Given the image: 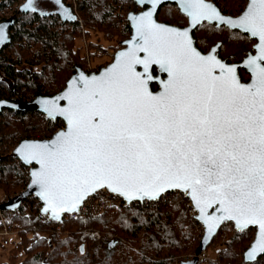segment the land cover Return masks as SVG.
Wrapping results in <instances>:
<instances>
[{
	"label": "snow or ice",
	"instance_id": "6c2138e0",
	"mask_svg": "<svg viewBox=\"0 0 264 264\" xmlns=\"http://www.w3.org/2000/svg\"><path fill=\"white\" fill-rule=\"evenodd\" d=\"M180 3L193 25L215 20L259 37V55L248 58L251 84H240L233 68L201 55L183 32L145 12L135 17L133 49L121 52L103 78L66 94L68 108L49 109L67 116L70 132L50 146H27L26 155L40 160L36 182L62 211L69 200L74 211L83 193L105 183L147 197L165 184L186 185L198 205L218 201L228 219L259 225L260 237L246 253L253 257L264 253V0H251L236 20L205 0ZM22 10L35 11L33 0ZM152 64L168 75L158 95L149 91Z\"/></svg>",
	"mask_w": 264,
	"mask_h": 264
},
{
	"label": "trees",
	"instance_id": "16d2710c",
	"mask_svg": "<svg viewBox=\"0 0 264 264\" xmlns=\"http://www.w3.org/2000/svg\"><path fill=\"white\" fill-rule=\"evenodd\" d=\"M223 1L232 2L228 9L239 4V10L245 2L237 0L233 5L232 0ZM22 6L23 0H0V30L4 33L0 40V101H31L64 89L77 69L85 70L82 34L88 39L92 57L114 50L112 59L97 71L110 64L131 35L127 15L137 8L134 0H62L57 12L47 14L23 12ZM160 17L168 24L182 18L171 10H161ZM236 37L234 48L233 32L205 25L195 39L202 52L221 42L220 57L240 61L252 42L246 35ZM152 88L157 90L158 85ZM63 126L61 120L51 121L36 111L3 110L2 199L21 193L29 183V167L11 156L16 146L26 139H49ZM40 206L31 197L13 214L23 231L10 245L9 258L3 264H183L195 253L203 235L191 203L182 193H168L157 202L136 203L121 213L95 219L66 216L62 223L43 216ZM253 238L254 230L238 233L233 225H224L213 241V246L222 241L217 255L199 264H246L243 254ZM253 264H264V256Z\"/></svg>",
	"mask_w": 264,
	"mask_h": 264
},
{
	"label": "water",
	"instance_id": "95a60500",
	"mask_svg": "<svg viewBox=\"0 0 264 264\" xmlns=\"http://www.w3.org/2000/svg\"><path fill=\"white\" fill-rule=\"evenodd\" d=\"M134 2L141 6H148L146 10L140 13H134L129 12L127 15V21L131 27V35L130 37L123 43V47L118 49L113 56V60L110 64L107 66L102 67L99 71L87 73L83 69H77L76 73L73 74L69 80L66 83V86L64 89H62L60 92L53 96H36L31 101H25V102H9V101H0V114L3 112V110H12L17 112H31L36 111L38 113H41L45 115L49 120L51 121H57L61 120L64 123V126L58 130L51 138L49 139H43V140H23L20 142L16 148L11 152V156L17 158L19 161L22 162L25 166L29 167V183L27 187L19 194L12 196L10 199H8L6 202L0 205V210L5 212H11L15 213L19 210V208L22 206L23 202H25L28 198L34 197L38 200L40 203V212L43 216L47 217L50 221L54 222H60L62 223L66 216H73L77 215L79 212V207L82 205L89 197L93 196L95 193L106 190L110 192L111 194L119 197L127 204H132L134 202H157L159 201L164 195L168 193H182L184 194L190 201L193 212L195 213V220H197L202 228H203V235L201 237L199 246L197 247L194 257L191 258L188 261H185L183 264H199V256L205 252L208 247L212 244L216 236L218 235L220 229L224 225L231 224L234 226V229L238 233H242L248 229H256L255 238L250 244V247L244 252L243 258L244 262L246 264H253L254 262L258 261L262 256H264V253H255L253 257H247L246 253L249 252L254 244L258 241L260 237V228L258 224H245L244 218L241 217L240 219H228V213H226L223 209V206L217 201V202H201L199 205L197 204L196 200L193 199L191 189L188 188L186 185H181V187L176 188L172 187L168 184H165L163 186V189L156 193L154 197H147V196H140V195H123L120 191H114L113 189L116 188L115 184L109 185L105 183L103 187L97 186L96 188H89L87 192L83 193L81 199L76 201V207L75 210H71V200L67 201L64 204L65 208H68V211H62L60 207H53L49 201L45 198L44 191L39 183H37L38 175L43 171V166L40 163L39 159H32L30 156L26 155L27 152V146L31 145H52L55 142L59 141L61 139L60 134L61 133H68L71 130V125L69 124L68 118L65 115H61L58 111H49V109H58V108H68L69 102L67 99H64L63 97L73 92L74 90L80 88L83 86V83L85 80H99L103 78L106 74H108L112 69L113 66L118 63L120 59V53L130 51L133 49L134 45L138 42L139 36L137 33V21L135 17L142 15L145 12L151 11L152 13V19L156 24L167 26L171 29L180 30L183 32L188 40V45L199 52L201 55L206 57H214L216 60H218L221 64H223L226 68L231 67L233 68L234 72L233 74L236 76L237 80L242 85H249L254 80V75L252 73L251 67L248 65V58L253 56L259 55V37L252 36L250 32L245 31L242 27H232L224 24H220L215 20L210 21H201L200 23L193 25L191 23V18L187 15L186 12L183 11V5L180 3V0H156V3L153 4L151 0H134ZM206 2V0H205ZM165 3H174L177 4L179 10L182 14L188 16L189 18V25L185 28H180L174 25H169L163 22L158 21L157 19V13L159 8L165 4ZM210 4L213 8H215L220 14V10L214 5L213 3L206 2ZM251 3V0H249V4ZM249 4L247 5V10ZM23 11V10H22ZM243 11V12H244ZM242 12V14H243ZM242 14H240L237 17L227 16L223 15L226 18L231 19H238ZM204 22H208L209 24H216L217 27H226L231 31H239L241 34L249 35L250 38L256 39L258 42L254 46V49L256 50V53L252 55L249 53L241 63L239 64H231L228 63L227 60L222 59L220 57V48L222 43L218 42L214 46L211 47V49L204 53L202 52L196 44V39L193 36V32L197 29V27ZM142 57L145 55L144 53H139ZM239 68L247 69L249 72L252 73L253 77L251 81L249 82H242L241 76L239 74ZM137 73H144V68L142 65H136L135 66ZM154 69L157 70V74H154ZM216 75H219V68L217 67L215 70ZM147 75H151L153 79L149 81V91L153 95H158L160 92L163 91V82L168 79L167 73L162 71L160 69V66L157 64H152L149 67ZM157 84L158 89L153 90L152 85ZM98 119V118H97ZM1 161V157H0ZM221 218V219H218Z\"/></svg>",
	"mask_w": 264,
	"mask_h": 264
},
{
	"label": "built area",
	"instance_id": "2783aa9c",
	"mask_svg": "<svg viewBox=\"0 0 264 264\" xmlns=\"http://www.w3.org/2000/svg\"><path fill=\"white\" fill-rule=\"evenodd\" d=\"M81 42L84 48L83 52L87 63L85 71L87 73L97 71L96 65H94L91 60V51L89 50V45H88L89 42L85 34H82ZM104 54L110 56V51H105ZM6 201L7 200H0V205ZM136 203H141V202H134L132 204H127L119 197L111 194L106 190H102L95 193L93 196L89 197L82 205H80L78 214L73 216H81L88 219H95L105 214L121 213L124 210L131 208ZM13 214L14 213L0 210V244L1 245L14 244L18 240L21 232L23 231V228L20 226V224L14 220ZM206 255H207L206 251L203 252L199 256V260H201L202 262L208 261ZM193 257L194 255L193 256L191 255L189 258L191 259Z\"/></svg>",
	"mask_w": 264,
	"mask_h": 264
},
{
	"label": "flooded vegetation",
	"instance_id": "af4514ba",
	"mask_svg": "<svg viewBox=\"0 0 264 264\" xmlns=\"http://www.w3.org/2000/svg\"><path fill=\"white\" fill-rule=\"evenodd\" d=\"M60 1L62 3V0H33V6L35 7L36 10H40V11H42L45 14H47L48 12L53 13V12H57V8L60 7V5H61ZM232 1H233V5H236L237 4V0H232ZM206 2H210V3H213L214 5H216V7L220 10V12L223 15L232 16V17H237L240 14H242V12L246 9L247 5L249 4V0H245V2L242 4V7L239 10L238 9L239 4H238V6H236L234 8L228 9L227 5L228 4H232V2L231 3H228V2H224L223 0L218 1V3L214 2V0H206ZM26 3H27V0H23V6ZM22 7H21V11H22ZM38 7H40V8H38ZM147 8H148V6L141 7V6L137 5V8L135 9V11H132V12H134V13H140V12H143L144 10H146ZM232 9H233V11H232ZM67 10H68V8H67ZM161 10H167V12L169 10L175 11V12H179V14L182 16V18H179L177 20V22L169 23V25H174V26H177V27H180V28H185V27H187L189 25V18H188V16H186V15H184V14L181 13V11L179 10L177 4H174V3H165V4H163L159 8L158 13H157V19H158V21L163 22L162 18L161 17L159 18V13L161 12ZM23 12H25V11H23ZM163 23H166V22H163ZM166 24H168V23H166ZM205 25H210V26H213V27H216L217 28L216 24H209L208 22H204L203 24L199 25L197 27V29L193 32L194 38L196 36V32L202 26H205ZM218 28H225L226 30H228L230 32H233V38H232L231 44H232V47H234V46L237 45V37L236 36H237V34H241L239 31H231V30H229L228 28H226L224 26L218 27ZM242 35H245V34H242ZM246 36L249 38V40L252 42V44L250 45V49L247 51V54L240 61H238V60L228 61V58L227 57H225V58L224 57H221V58L224 59V60L226 59L228 63H231V64H239V63H241L243 61V59L249 53H251L252 55H254L256 53V50L254 49V46L257 44L258 41L256 39L250 38L249 35H246ZM210 49H208L206 52H208ZM206 52H204V53H206ZM239 74L241 76L242 82H249V81H251V79L253 77L252 73L249 72L247 69H244V68H239ZM250 230H254V238H255L256 229H250ZM254 238H253V240H254ZM249 247H250V245H249Z\"/></svg>",
	"mask_w": 264,
	"mask_h": 264
},
{
	"label": "rangeland",
	"instance_id": "374dc122",
	"mask_svg": "<svg viewBox=\"0 0 264 264\" xmlns=\"http://www.w3.org/2000/svg\"><path fill=\"white\" fill-rule=\"evenodd\" d=\"M200 31H203L202 29L200 30ZM199 31V32H200ZM200 35H203V34H205V32H200L199 33ZM108 45V43H105V47ZM212 45V44H211ZM108 47V46H107ZM211 48V47H210ZM209 48V49H210ZM113 49L112 48H110L109 49V51H110V56L109 55H102V54H100V53H98V56H96V57H93L92 58V56H91V60H92V63L94 64V65H96V67H98L99 66V64L100 65H104V64H106L107 62H109L111 59H112V55H111V53H113V51H112ZM208 50V49H207ZM206 50V51H207ZM113 56H114V54H113ZM86 66H87V63H86V60H85V68H86ZM0 200H6V199H2V195L0 194ZM220 242V241H219ZM222 242V241H221ZM220 242V243H221ZM220 243H218V244H216V245H214L213 246V244H214V242L208 247V249H207V255H206V257H207V260H210V259H212L215 255H217V252H218V249L220 248V246H221V244ZM9 248H11L10 247V245H6V244H0V264H3V263H5L6 261H7V258H9V253H8V250H9ZM194 254H192V256H193ZM201 261V260H200Z\"/></svg>",
	"mask_w": 264,
	"mask_h": 264
}]
</instances>
